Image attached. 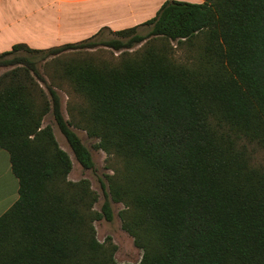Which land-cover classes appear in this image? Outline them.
Instances as JSON below:
<instances>
[{
    "label": "trees",
    "instance_id": "trees-1",
    "mask_svg": "<svg viewBox=\"0 0 264 264\" xmlns=\"http://www.w3.org/2000/svg\"><path fill=\"white\" fill-rule=\"evenodd\" d=\"M145 25L115 33L125 41L0 54L13 67L0 76V148L19 186L0 216V264H116L94 228L112 221L110 202L124 206L139 264H264V0H169ZM171 42L197 57L177 62ZM99 45L122 52L117 64L55 59ZM21 50L55 59L83 98L71 120L35 62L7 59ZM50 112L82 168L93 161L74 123L106 153L100 212L87 180H67L71 160L42 127Z\"/></svg>",
    "mask_w": 264,
    "mask_h": 264
},
{
    "label": "crops",
    "instance_id": "crops-1",
    "mask_svg": "<svg viewBox=\"0 0 264 264\" xmlns=\"http://www.w3.org/2000/svg\"><path fill=\"white\" fill-rule=\"evenodd\" d=\"M169 0H0V54L15 45L45 51L145 25ZM201 4L203 0H175ZM18 180L0 148V216L18 199Z\"/></svg>",
    "mask_w": 264,
    "mask_h": 264
},
{
    "label": "rangeland",
    "instance_id": "rangeland-1",
    "mask_svg": "<svg viewBox=\"0 0 264 264\" xmlns=\"http://www.w3.org/2000/svg\"><path fill=\"white\" fill-rule=\"evenodd\" d=\"M150 27L142 28L136 30L137 35H146ZM111 39H118L125 41L126 39L121 38L119 36L101 33L96 36L93 41L96 43L109 41ZM135 46L131 51L138 50L141 45ZM159 44V43H158ZM171 49V54L177 62H191V59L197 57L198 48L197 47H189L187 45L178 46L175 42H171L169 45ZM129 50V52H131ZM122 52L113 51L104 46H97L94 49L80 50L77 53L73 54H63L59 56V61H63L65 59L76 57L78 59L83 58H92L101 62H107L109 64H117L120 59ZM43 53H28L24 50L15 52L7 57V59L13 58H22L25 57L36 63L37 68L42 76L46 79L47 84L54 87L56 90L59 99H60V107L61 112L66 121L71 120L70 108L74 105H80L83 107L84 102L83 98L75 93L72 85L69 81L60 78L59 72L57 71V66L55 65V59L52 57L46 58L43 60ZM13 67H0V76L8 71H10ZM40 88L46 95H48L46 86L39 83ZM75 120L78 119L76 113L74 114ZM76 123L71 127L72 130L76 133V135L81 140L82 144L88 149L91 154L93 161V168L86 170L81 167V165L76 161L68 143L65 138L59 131L54 119L52 117L51 112L44 116L42 120V127L50 126L54 135V138L61 150H63L70 158L72 168L67 177V180L73 183H76L80 180H87L90 184L91 190L97 194V202L94 204L93 209L97 212H100V209L108 197V190L106 187V175L112 174L110 169L108 168V158L106 153L101 150H97L94 148L97 140L88 137L85 130H83L80 126H76ZM111 209L113 213L112 221L108 222L104 219L97 221L94 223L96 240L105 246L111 244L116 249L114 251L113 260L116 264H139L142 258V251L138 249L133 242V238L128 235L121 227V219L119 217V213L124 209L123 204H115L110 202ZM109 239V241H108Z\"/></svg>",
    "mask_w": 264,
    "mask_h": 264
}]
</instances>
